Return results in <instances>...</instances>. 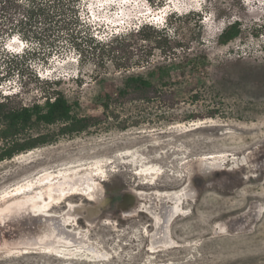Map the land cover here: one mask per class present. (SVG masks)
I'll return each instance as SVG.
<instances>
[{
    "label": "rangeland",
    "instance_id": "374dc122",
    "mask_svg": "<svg viewBox=\"0 0 264 264\" xmlns=\"http://www.w3.org/2000/svg\"><path fill=\"white\" fill-rule=\"evenodd\" d=\"M40 1L44 7L46 0H0V38H3L0 75L8 67L20 70L0 81V94L9 95L10 102L31 105L43 100L44 88L56 87L62 90L76 113L100 116V120L71 134L58 133L60 123L41 125L38 132H52L54 139L19 153L23 157L17 154L0 161V196L29 179L35 180L43 169L77 168L73 178L87 173L94 186H100L101 194L94 197L80 192L82 195L78 197L65 199L56 212L64 215L68 203L74 205L76 213L69 215L75 217L73 224L64 227L71 230L72 250L79 248L80 235L76 233L87 230L90 241L115 254L119 238L122 243H128L125 238L140 234L139 228L149 234L143 244L146 248L150 245L154 219L136 209L150 202L148 198L139 199L138 192L157 195V189L150 187L154 181L179 177L181 180L175 188L189 184L196 199L207 194L241 199L242 194H236L244 192L245 184L253 187L254 194L264 192V168L251 172H246L243 166L239 168L246 160L245 164L251 165L264 160V0H82L78 11L83 27L69 20V10H60L65 7L62 3L49 16L41 9L31 11L33 4ZM200 15L201 19L197 20ZM165 20L171 22V30L176 28L175 33L169 30L172 35L169 47L181 41L166 56L158 48H129L125 44L134 38L120 37L142 24L162 26ZM234 21L240 23L241 33L225 43L220 42L221 32ZM79 29L91 33L98 41L109 42V46L95 50L91 42L79 38L77 42L82 49L79 56L69 35L71 31L77 34ZM12 36L17 41H11ZM4 53L18 57L9 60ZM158 65L169 68L168 75L162 79ZM131 75H142L151 81V86H130L119 95L125 79ZM50 79L59 83L47 84L45 81ZM107 93L111 98L104 102ZM200 120L215 123L212 126L215 128L183 131L171 127L182 124L185 130ZM38 132L34 130L32 134ZM233 148L244 149L209 171L199 168V160H209L205 155H217L220 159L221 154L231 153ZM126 152L131 156H126ZM252 155L258 159L251 161ZM143 161L165 169L164 175L139 174L136 164ZM259 172L257 181L239 182ZM263 208L264 199L253 197L242 210L224 215L211 224L223 231L227 226L239 230L238 226L244 222L243 225L249 223L247 230L250 225L260 224L256 219ZM186 211H190L189 206ZM192 219L178 218L177 225ZM57 223L50 227H56ZM62 231L60 226L55 234ZM227 240L228 252L221 254L222 258H212L211 248L216 243L209 238L196 241L190 237L189 243L182 244L197 246L181 247L177 254L184 255V263L188 258H199L189 264H264V249H261L264 237L256 242L246 241L238 233L235 243ZM84 247L89 252L96 248ZM76 252L79 256L81 250ZM125 253L126 250L123 256ZM143 255L150 254H139L138 260L132 262L126 256L122 263L114 260L96 264H145ZM50 257L47 254L39 258L43 261ZM37 259L20 252L2 263H34ZM85 263L88 264L75 262ZM151 263L169 264L168 261Z\"/></svg>",
    "mask_w": 264,
    "mask_h": 264
},
{
    "label": "bare ground",
    "instance_id": "6f19581e",
    "mask_svg": "<svg viewBox=\"0 0 264 264\" xmlns=\"http://www.w3.org/2000/svg\"><path fill=\"white\" fill-rule=\"evenodd\" d=\"M11 41H17V38ZM207 121L209 122V120H200L196 123L197 125H195V123L191 124L195 125L193 128L189 127L185 128V130L182 124L171 125V127L181 128L183 131H190L195 128L214 129L215 127L212 126L215 125V123H205ZM242 127L250 128V126ZM244 148H233L231 149V153L225 152L221 154L220 159L216 158L217 155L212 156V154H207L205 158L209 160L204 162L199 160V168L203 171H209L214 165L219 164L221 161L227 160L228 162V156L238 154L242 152ZM142 152L144 153V151ZM18 155L20 157L22 154ZM125 155L131 156L129 152H126ZM122 157H124V155H122ZM255 158L256 156L254 155L250 156L251 161H254ZM257 159L258 157L256 160ZM233 161L238 162L234 159ZM143 162L136 164V169L139 174H144L145 176L148 174H156L159 177L164 175L163 172L165 169L163 170L161 167L153 164H146L147 161ZM246 162L247 160L245 163ZM245 163H241L239 168L242 166L245 167L246 172L261 171L264 168V160H257V163L253 165ZM63 169L64 170H62V168L57 170L43 169L42 173L38 174L35 180L29 179L23 184L16 185L12 190H8V192L6 191L4 195L0 196V264H5L2 262H4L7 257L20 252L21 254L29 253L38 258L34 263L29 261L24 264H75V262L96 264L114 260H117V262L119 261L118 263H122L125 261L126 256H128L132 262L135 261V259L138 260L137 255L144 254L145 252L150 254L147 256L143 255L145 258L143 262L145 264H153L151 262L158 261H168L169 264H181L184 263V255L177 254V251L181 250V247L188 246L191 249L197 246V244L193 246L192 243L182 244L188 241L190 237L196 238V241L200 238H209L215 242L216 244L211 248L212 258H222L221 254L228 252L227 238L235 243L238 233L243 234L246 241L256 242L258 239L264 237V233L259 232H264V208L258 215V219H256L260 220V224L258 226L250 225L247 230L246 227L249 223L243 225L244 222L242 225L238 226L239 230L235 229V227L233 229L232 226H227L223 231L217 230L216 227L211 224L224 215L242 210L253 197L264 199V192L254 194L253 187L249 184H245L243 186L244 192L241 190V192H237L236 194V196L242 194L241 199L237 197L235 200H229L210 194L196 199L195 191L189 184L188 187L185 186L176 189L175 187L179 185L181 178L174 177L161 180L163 182L154 181L150 184L151 188L157 189L155 191L157 195L151 196L150 194L152 193L148 194L143 191L138 192L140 196L139 199L148 198L150 202L148 205L143 203L144 206L141 204L139 209H136V212H143L145 216L149 218L153 217L154 219V225H152L154 227V232L150 234V245L147 248L145 244H143V241L149 234L146 235L145 229L143 232L141 228H139L140 230L138 231L140 234L125 238L129 241L128 243H122L119 238V246L116 247L117 250H115V254H112V251L109 253L108 251L102 250L96 242L90 241L87 230H81L76 233L78 237L80 235L77 243L79 248L72 250L71 246L74 244H72L71 241L72 237L69 236L72 235V233L69 234L71 230H66L64 227L73 224V219H75V217L71 218L70 216L76 213L74 212V205L68 203L69 208L65 212L68 216L65 214L61 216L58 215L56 209L60 208V204H62L65 199H72L78 197V195H82L80 192H86L90 196L97 197L101 194V188L99 185L94 186V183L88 179L87 173L73 178V175H76L78 171L77 168L72 170L70 167H64ZM260 176V172L255 176L250 174L245 176V180L240 179L239 182H255ZM35 188H37V190ZM43 188H45V192ZM187 206L190 208L189 212L186 211ZM182 217H193V219L182 225H177L178 218ZM54 222H58L56 227H50ZM60 226L63 231L55 234V231ZM189 231L192 232L190 233ZM234 231L237 232L231 233ZM258 232L259 234L257 235ZM189 242L190 241H188V243ZM84 245H88V248L89 246L96 248L92 253L87 251ZM262 245L261 249L263 250L264 243ZM77 250H81L79 256L77 255ZM124 250L127 251L125 256H123ZM47 254L52 256L50 257L51 259L40 261L39 257H44ZM168 255H171V257H167ZM198 259L199 258H188L184 264ZM179 260H182V262Z\"/></svg>",
    "mask_w": 264,
    "mask_h": 264
},
{
    "label": "trees",
    "instance_id": "16d2710c",
    "mask_svg": "<svg viewBox=\"0 0 264 264\" xmlns=\"http://www.w3.org/2000/svg\"><path fill=\"white\" fill-rule=\"evenodd\" d=\"M82 0H46L45 6L43 7V2L34 3V8L31 11L43 10L46 16H49L53 13L55 6L62 3L65 7L60 9L62 12L64 10H69L71 14L69 20L75 22L81 27L84 26L83 20L79 15V6ZM54 5V8H53ZM51 11V12H50ZM24 17V16H23ZM201 19V15L197 20ZM171 22L165 20V24L162 26H154L152 24H142L136 29L131 30L126 35H120L124 38L130 36L134 39H131L130 42L127 41L125 44L129 48L136 47L138 48H149L154 49L158 48L161 54H166L171 51H175L177 46H180L181 41L176 45L169 47L170 39L172 37L169 34V30L176 32V28L171 30ZM79 31L77 34H69L74 39L72 47L79 50V56H81L82 49L79 48V38L86 39L87 42H91L95 50L103 46H109V42L105 43L98 41L93 38L91 33H87L84 30ZM241 33V25L238 21H234L228 26H226L219 36V40L222 43H225L234 37L238 36ZM9 33L6 32V35ZM5 35V32L4 34ZM25 37V36H23ZM3 40L1 37L0 40ZM118 42L117 38H115ZM2 42V41H1ZM113 45V43H112ZM114 47V46H113ZM114 47L113 49H115ZM122 51V47L119 49ZM81 51V52H80ZM118 53V49H115ZM4 57L10 58L18 57L17 55H8L7 53L3 54ZM11 56V57H10ZM21 57V56H20ZM15 69L17 72H15ZM157 70H161L162 79L165 75H168L169 68L167 65H158ZM18 68L8 67L5 70V74L0 75V81L13 76L14 74L19 73ZM150 76L153 75L151 71ZM47 84L57 85L59 80H46ZM130 86L137 87H148L151 86V81L145 79L142 75H131L125 79L124 87L121 88L118 92L119 95L124 94ZM44 88L43 90V100L35 101L31 105H21L14 102H10L9 95L0 94V161L3 159L12 158L14 155L19 153L31 150L39 145L47 144L54 139V133L52 132H38L41 125L50 126L53 124L60 123L58 133H76L85 130L89 126L93 125L95 121L100 120V116H87L80 115L73 110V105L66 98L62 90L56 87ZM111 98L110 94L104 95V102H109ZM108 104L104 103L103 106L107 107ZM36 130L38 134H32V131Z\"/></svg>",
    "mask_w": 264,
    "mask_h": 264
},
{
    "label": "clouds",
    "instance_id": "9594fccd",
    "mask_svg": "<svg viewBox=\"0 0 264 264\" xmlns=\"http://www.w3.org/2000/svg\"><path fill=\"white\" fill-rule=\"evenodd\" d=\"M12 38H16V36H12L11 39H12Z\"/></svg>",
    "mask_w": 264,
    "mask_h": 264
},
{
    "label": "snow or ice",
    "instance_id": "6c2138e0",
    "mask_svg": "<svg viewBox=\"0 0 264 264\" xmlns=\"http://www.w3.org/2000/svg\"><path fill=\"white\" fill-rule=\"evenodd\" d=\"M157 19H159V18H157Z\"/></svg>",
    "mask_w": 264,
    "mask_h": 264
}]
</instances>
